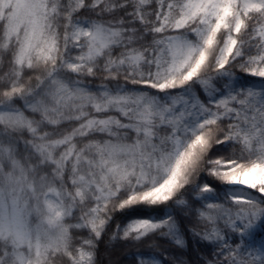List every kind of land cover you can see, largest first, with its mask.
<instances>
[{
  "label": "snow or ice",
  "instance_id": "snow-or-ice-1",
  "mask_svg": "<svg viewBox=\"0 0 264 264\" xmlns=\"http://www.w3.org/2000/svg\"><path fill=\"white\" fill-rule=\"evenodd\" d=\"M105 236L264 264V0H0V264Z\"/></svg>",
  "mask_w": 264,
  "mask_h": 264
},
{
  "label": "trees",
  "instance_id": "trees-1",
  "mask_svg": "<svg viewBox=\"0 0 264 264\" xmlns=\"http://www.w3.org/2000/svg\"><path fill=\"white\" fill-rule=\"evenodd\" d=\"M108 237L105 236L99 246V262L100 264H129L131 259V253L135 251V248L127 247L120 243H116L114 246L107 244ZM162 247H170L167 243L161 242ZM195 244L189 240V246L186 250V254L190 257L194 256Z\"/></svg>",
  "mask_w": 264,
  "mask_h": 264
}]
</instances>
